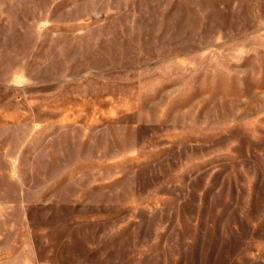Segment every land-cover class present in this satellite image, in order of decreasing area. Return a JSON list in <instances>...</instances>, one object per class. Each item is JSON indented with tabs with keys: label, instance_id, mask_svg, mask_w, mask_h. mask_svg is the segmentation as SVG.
Here are the masks:
<instances>
[{
	"label": "rangeland",
	"instance_id": "374dc122",
	"mask_svg": "<svg viewBox=\"0 0 264 264\" xmlns=\"http://www.w3.org/2000/svg\"><path fill=\"white\" fill-rule=\"evenodd\" d=\"M0 264H264V0H0Z\"/></svg>",
	"mask_w": 264,
	"mask_h": 264
}]
</instances>
